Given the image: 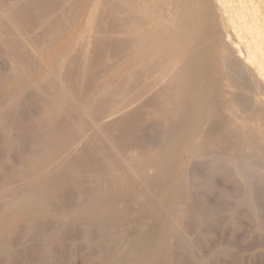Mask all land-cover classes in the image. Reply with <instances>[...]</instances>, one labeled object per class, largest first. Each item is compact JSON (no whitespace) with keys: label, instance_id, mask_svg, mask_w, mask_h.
<instances>
[{"label":"rangeland","instance_id":"374dc122","mask_svg":"<svg viewBox=\"0 0 264 264\" xmlns=\"http://www.w3.org/2000/svg\"><path fill=\"white\" fill-rule=\"evenodd\" d=\"M66 1L0 0V264H264V154L241 141L218 57L199 48L217 86L191 113L193 80L160 84L141 59L140 15L111 0L87 44L91 0Z\"/></svg>","mask_w":264,"mask_h":264},{"label":"bare ground","instance_id":"6f19581e","mask_svg":"<svg viewBox=\"0 0 264 264\" xmlns=\"http://www.w3.org/2000/svg\"><path fill=\"white\" fill-rule=\"evenodd\" d=\"M64 1V0H63ZM68 1V0H67ZM66 1V2H67ZM111 0H91L90 6H89V10H88V15H87V19H86V24L84 26L83 31V36L79 37L82 39L87 38V40L89 41L88 38H92L90 37L92 32L94 31V25L95 28L96 27V19H98L99 15H101V13H99V11H101L102 9L105 11V6H107V3H109ZM111 1V3L109 4H114ZM120 4L122 0H119ZM124 3L128 6L127 8H129L133 13H135L134 15H140V18H136V22L131 24V26L129 25V30L131 33H133L135 35V39L140 42L143 43L142 49H141V53H140V57L142 58H146V59H157V61H159L158 64V83L162 82L166 79L170 80V82H173L176 80H171L172 77L174 76H179V78L181 79H185L187 77H189L190 79L193 80V82L191 81V87L188 90L186 96H190V98L192 99V106H191V113L194 111L195 112H199L201 111L203 108V103L206 100V93H211L213 92V90L215 91L216 86L214 83H212L213 79L211 76V69H209V67H202V65H204V63L206 62L205 59L203 58V56L200 54L201 51L199 52V48L201 47H205L206 48V54H213L216 55V57H218L219 59V68L220 70H222L224 76H225V82L223 81V85L222 88L225 91V97H227L229 100V103H231L232 105V113L234 111V113L238 112L240 114L241 119H239L238 121L241 120V122L243 121V126L246 128H243V132L242 136H241V141H243L242 143L246 145H250V140L251 143L253 142L251 137H255L256 135H254L252 132H254L255 134L258 135V142L255 145V147H253V143L251 144L257 152L258 151H264V0H123ZM73 2V1H72ZM75 2V1H74ZM73 2V4H74ZM71 3V2H68ZM116 3V1H115ZM118 3V1H117ZM116 4L112 5V7L114 6L116 8ZM72 4V5H73ZM108 4V7H109ZM119 4V5H120ZM66 5V4H64ZM69 5V4H68ZM67 5V6H68ZM124 5V4H123ZM124 5V6H126ZM71 6V5H69ZM68 6V7H69ZM112 7L110 9H112ZM72 8V7H69ZM113 8V9H115ZM108 9V8H107ZM109 9V10H110ZM112 9V10H113ZM111 10V12H112ZM127 10V9H126ZM123 11V10H122ZM109 12V11H108ZM115 12V11H113ZM117 13V12H116ZM119 13V12H118ZM122 12H120L119 14H121ZM132 13V14H133ZM137 13V14H136ZM124 14V13H123ZM122 14V15H123ZM127 14V13H126ZM105 15V14H103ZM102 15V16H103ZM108 15V13L106 14ZM110 15V14H109ZM114 15V13H113ZM128 15V14H127ZM115 16V15H114ZM129 16V15H128ZM106 17V16H105ZM124 17V16H123ZM119 18V16H118ZM121 18V16H120ZM125 18V17H124ZM131 18V17H130ZM133 18V17H132ZM103 19V18H100ZM105 19V18H104ZM127 19V18H126ZM134 19V18H133ZM131 20V19H130ZM110 21V20H109ZM118 21V20H117ZM123 21V20H121ZM98 22V21H97ZM100 22V21H99ZM111 22V21H110ZM114 22V21H113ZM130 22V21H129ZM101 23V22H100ZM132 23V21H131ZM128 24V22H127ZM107 25V24H106ZM104 26V24H103ZM122 26V25H121ZM125 28L126 25L124 26ZM36 29V28H34ZM98 31V30H97ZM127 31V30H126ZM127 31V33H128ZM95 33V31H94ZM93 33V34H94ZM103 32H101L102 35ZM1 34V33H0ZM81 34V33H80ZM99 34V32H98ZM96 35V34H95ZM119 35V34H118ZM121 35V33H120ZM80 36V35H79ZM100 36V35H99ZM96 38V37H95ZM26 40V39H25ZM80 40V39H79ZM86 40V41H87ZM102 40V39H101ZM78 41V40H77ZM76 41V42H77ZM87 41V44H88ZM92 41V40H90ZM95 41V40H94ZM75 42V44H77ZM85 42V41H83ZM83 42H81V44H83ZM90 43V42H89ZM92 43V42H91ZM131 43V42H130ZM79 44V43H78ZM80 44V45H81ZM134 44V43H133ZM25 45V44H24ZM31 45V43H30ZM34 45V44H33ZM84 45V44H83ZM82 45V46H83ZM141 45V44H138ZM207 45V47H206ZM29 46V45H28ZM32 46V45H31ZM89 46V45H88ZM87 46V47H88ZM92 46V45H91ZM94 46V45H93ZM131 46V44H130ZM34 47V46H33ZM73 48V46H72ZM82 48V47H81ZM86 48V47H85ZM84 48V51H85ZM139 48V47H138ZM14 49V48H13ZM34 49V48H33ZM77 49V47L73 48V51ZM88 49V48H87ZM86 49V50H87ZM135 49V48H134ZM72 50V49H71ZM198 50V51H197ZM34 51V50H33ZM68 51V50H66ZM79 51V50H78ZM83 51V52H84ZM93 51V50H92ZM91 51V52H92ZM197 51L198 53L194 54L193 53ZM81 52V51H80ZM79 52V53H80ZM71 53V51H70ZM85 53V52H84ZM87 53V52H86ZM192 55H191V54ZM68 52H66L65 54H62L58 57V60L56 61V63L52 66V68L50 69V72L47 73V75H50L51 73L55 74V76L58 73L59 67L61 66L63 59L64 60H68L66 59V57L68 58ZM78 54V53H77ZM91 54V53H90ZM88 54V55H90ZM71 54H69L70 56ZM75 55V54H73ZM71 55V56H73ZM84 55V54H83ZM82 55V56H83ZM81 56V59H82ZM88 57V56H87ZM16 58V57H15ZM73 58V57H72ZM78 58V57H77ZM11 59V58H10ZM86 59V58H85ZM89 59V57L87 58V60ZM13 60V59H12ZM18 60V59H17ZM70 60V59H69ZM68 60V61H69ZM144 60V59H142ZM154 60V61H155ZM81 61V60H80ZM84 61V60H83ZM18 62V61H17ZM65 62V61H64ZM63 62V63H64ZM71 62V61H70ZM61 63V64H60ZM88 63V62H87ZM142 64H144V61L142 62ZM67 64V63H66ZM69 64V63H68ZM86 64V63H85ZM153 64V63H151ZM156 64V63H155ZM156 64V65H157ZM17 66V65H16ZM142 66V65H140ZM149 66V64H148ZM151 66V65H150ZM63 67V66H62ZM68 67V66H67ZM139 67V66H136ZM153 67V66H152ZM183 67H186L187 70L184 71V69L182 70ZM17 68V67H16ZM61 68V67H60ZM142 68V67H141ZM64 69V67H63ZM84 69V68H83ZM115 69V68H114ZM145 69V68H144ZM155 69V68H154ZM61 70V69H60ZM133 70V69H132ZM136 70V69H135ZM134 70V71H135ZM143 70V69H141ZM153 70V68H152ZM133 71V73H134ZM20 72V71H19ZM17 71V73H19ZM61 72V71H60ZM59 72V73H60ZM140 73V71H138ZM148 72V71H147ZM146 72V74H147ZM154 72V71H153ZM157 72V71H155ZM16 73V75H17ZM149 73V72H148ZM20 74V73H19ZM63 74V73H62ZM177 74V75H176ZM46 75V76H47ZM59 75V74H58ZM64 75V74H63ZM124 75V74H123ZM121 75V76H123ZM137 74H134V76ZM12 76V75H11ZM61 76V74H60ZM59 76V77H60ZM150 76V75H149ZM48 77V76H47ZM62 77V76H61ZM137 78L139 76H136ZM145 77V75H144ZM64 78V77H63ZM142 78V76H141ZM151 78V76H150ZM175 78V77H174ZM60 79V78H59ZM130 79V78H129ZM133 79V77L131 78V80ZM47 80V79H46ZM134 80V79H133ZM140 80V79H139ZM148 80V79H147ZM165 81V83H167V81ZM220 80V79H219ZM64 81V80H63ZM138 81V80H137ZM144 81V80H143ZM150 81V80H149ZM153 81V80H152ZM44 82V81H43ZM61 82V81H60ZM124 82V81H123ZM120 82V83H123ZM139 82V81H138ZM148 81H145V83ZM169 82V83H170ZM173 84H176V83ZM45 83V82H44ZM143 84V82H140V84ZM152 83V82H150ZM39 84V82H38ZM41 84V82H40ZM147 84V83H146ZM157 84V82H156ZM161 84V83H160ZM171 84V85H173ZM218 84V83H217ZM65 85V84H64ZM128 85V84H127ZM135 85V84H134ZM145 85V84H144ZM143 85V86H144ZM177 85V84H176ZM175 87L178 89V91L181 89V87L178 88V86H181L180 84H178V86ZM63 86V85H62ZM61 86V87H62ZM68 86V85H67ZM112 86V85H111ZM117 86V85H116ZM122 86V85H121ZM140 86V85H139ZM141 88H144V87ZM146 86V85H145ZM149 86V85H148ZM156 87V85H153V87ZM127 87V86H126ZM129 87V86H128ZM128 87H127V91H128ZM134 87V86H131ZM174 86V90L176 89ZM33 88V87H32ZM109 88V87H108ZM52 89V88H51ZM64 89V88H63ZM66 89V88H65ZM64 89V90H65ZM130 89V88H129ZM135 89V88H134ZM154 89V88H153ZM62 90V89H61ZM63 90V91H64ZM68 90V89H67ZM66 90V92H67ZM139 90V89H137ZM152 90V89H151ZM50 91V90H49ZM115 91V90H113ZM126 91V90H125ZM126 91V92H127ZM176 91V90H175ZM181 91V90H180ZM65 92V91H64ZM124 92V90H123ZM132 92V91H131ZM135 92V91H134ZM137 92V91H136ZM144 92V91H143ZM147 92V91H146ZM152 92V91H151ZM110 91L108 92L109 95ZM113 93V92H112ZM125 93V92H124ZM173 93V92H172ZM176 93V92H174ZM178 93L180 94V92H177L176 94L178 95ZM50 94V93H49ZM66 94V93H65ZM65 94H63V96H65ZM69 94V93H68ZM114 94V93H113ZM129 94V93H128ZM133 94V93H131ZM139 94V93H137ZM146 94V93H145ZM216 94V93H214ZM53 95V93H52ZM67 95V94H66ZM103 95V93H102ZM107 95V94H106ZM127 95V94H126ZM147 95V94H146ZM173 95V94H171ZM184 95V93L182 94ZM212 95V94H211ZM210 95V96H211ZM70 96V95H69ZM99 96V95H98ZM116 96V95H115ZM209 96V95H208ZM216 96V95H215ZM214 96V97H215ZM104 97V95L102 96ZM101 97V98H102ZM112 97V96H111ZM119 97V96H118ZM125 97V96H124ZM130 97V96H129ZM140 97V95H139ZM144 97V96H143ZM174 97V96H173ZM211 97H208V100H210L209 102L211 103V101H213ZM65 98H67L65 96ZM65 98L63 97V99L65 100ZM69 98V97H68ZM67 98V99H68ZM106 98V97H105ZM175 98V97H174ZM178 100L180 98V96L178 95ZM176 98V100H177ZM182 98H184V96H182ZM189 98V97H188ZM211 98V99H209ZM62 99V100H63ZM96 99V98H94ZM93 99V100H94ZM103 99V98H102ZM110 100H112V98H109ZM108 99V100H109ZM124 99V98H123ZM121 99V100H123ZM127 99V98H126ZM135 99V98H134ZM133 99V100H134ZM145 99V98H144ZM187 99V98H186ZM216 98H214L215 100ZM104 100V99H103ZM106 100V99H105ZM132 100V97H131ZM137 100V99H135ZM182 100V99H181ZM185 99H183L184 101ZM189 102V99H187ZM67 101V100H66ZM95 101V100H94ZM98 100H96L95 102H97ZM113 101V100H112ZM116 101V100H115ZM126 101V100H124ZM130 101V100H129ZM139 101V100H138ZM137 101V102H138ZM186 101V100H185ZM65 101H63L64 103ZM105 102L102 101L101 104ZM108 103L110 101H107ZM135 102V101H134ZM182 102V101H181ZM209 102L207 103V109L209 108V106L211 105L212 108L213 105L209 104ZM214 102V101H213ZM217 103V101H215ZM69 104L71 102H68ZM117 103V102H116ZM124 102H122L123 104ZM128 103V102H126ZM94 104V103H92ZM96 104V103H95ZM94 104V105H95ZM99 104V103H98ZM131 104V102L129 103ZM128 104V105H129ZM214 104V103H213ZM219 104V103H218ZM63 105V104H62ZM71 105V104H70ZM69 105V106H70ZM88 105V104H87ZM91 105V104H90ZM93 105V106H94ZM103 105V104H102ZM108 105V104H107ZM104 104V106H107ZM112 105V103H111ZM118 105V103H117ZM116 105V109L118 107H120L121 110H116L117 114H119L118 111L122 112L123 111V106H118ZM121 105V104H120ZM125 105V104H124ZM127 105V106H128ZM186 104H184V108L187 106H185ZM202 105V106H201ZM206 104H204L205 107ZM215 105V104H214ZM217 105V104H216ZM68 106V105H67ZM110 106V104H109ZM115 106V104H114ZM210 106V107H211ZM225 106V105H223ZM61 107V106H60ZM72 107V106H70ZM95 107V106H94ZM122 107V108H121ZM132 107V106H131ZM182 107V106H181ZM231 107V106H228ZM227 107V108H228ZM68 108V107H67ZM91 108V107H89ZM96 108V107H95ZM100 108V106H99ZM113 108V107H112ZM128 109H130L129 107H127ZM133 108V107H132ZM209 108V109H212ZM218 108V107H217ZM215 108V110L217 109ZM64 109V108H63ZM103 109V108H102ZM114 109V108H113ZM126 108H124L125 110ZM186 109V108H185ZM206 109V108H204ZM208 109V111H209ZM219 109V108H218ZM217 109V110H218ZM231 110V108H228V110ZM98 110V109H96ZM104 110V109H103ZM132 110V109H131ZM237 110V111H236ZM176 111V110H175ZM181 111H184L181 109ZM187 111V110H186ZM185 111V112H186ZM204 111V110H202ZM207 111V110H206ZM213 111V110H210ZM62 112V111H61ZM60 112V113H61ZM65 112V111H64ZM111 115L114 112L113 110L110 111ZM180 112V110H179ZM183 112V114L185 113ZM217 112V111H216ZM228 112V111H227ZM231 112V111H229ZM95 113V112H94ZM93 113V114H94ZM104 113V112H103ZM178 113V112H176ZM182 113V112H180ZM187 113V112H186ZM185 113V114H186ZM205 114V112H203ZM212 113V112H211ZM233 115H235L237 117V114L235 113ZM92 114V115H93ZM97 115V113H95ZM94 114V115H95ZM108 114V113H107ZM110 114V113H109ZM108 114V116H110ZM115 114V112H114ZM110 116L109 118L112 117L111 120H113V116ZM123 114V113H122ZM125 114V111H124ZM188 114V113H187ZM199 113H197L198 115ZM219 114V113H218ZM217 114V115H218ZM221 114V113H220ZM238 114V116H239ZM100 115V114H99ZM196 115V114H195ZM201 115H203L201 113ZM215 115V114H214ZM229 115V114H228ZM231 115V114H230ZM101 116V115H100ZM116 116V114H115ZM192 116V114H191ZM199 116V115H198ZM234 116V117H235ZM94 117V116H93ZM92 117V118H93ZM105 117L107 118V116L105 115ZM117 117V116H116ZM196 117V116H195ZM206 118H209L211 116H207L205 115ZM226 117V116H225ZM235 117V119H236ZM97 118V117H96ZM105 118V119H106ZM189 118V117H188ZM197 118V117H196ZM202 118L199 116V118L196 120V129L198 127V124H201L197 121H204L202 120ZM205 118V121H206ZM213 118V117H212ZM211 118V120H212ZM230 118V116H229ZM238 118V117H237ZM98 119V118H97ZM102 119V118H101ZM227 119V118H226ZM96 120V119H95ZM186 120V119H185ZM215 120V118H214ZM213 120V121H214ZM223 122V119H221ZM225 120V118H224ZM228 120V119H227ZM234 120V119H232ZM97 121V120H96ZM95 121V122H96ZM189 121V120H188ZM210 121V120H209ZM212 121V122H213ZM226 121V120H225ZM224 121V122H225ZM230 121V120H229ZM228 121V122H229ZM92 122V121H91ZM94 122V121H93ZM107 122V121H106ZM105 122V123H106ZM187 122V121H186ZM218 122V121H217ZM220 122V121H219ZM233 122V121H231ZM235 122V121H234ZM233 122V123H234ZM110 123V122H109ZM99 124V123H98ZM208 124V122H207ZM227 124V123H225ZM240 124V122H239ZM95 125V123H94ZM228 125V124H227ZM100 126V124H99ZM183 126V125H182ZM206 126V125H205ZM236 126V125H235ZM240 126V125H239ZM95 127V126H93ZM97 127V126H96ZM201 127V125H200ZM238 127V126H237ZM241 127V126H240ZM241 128V129H242ZM251 128V129H250ZM89 129V128H88ZM91 129V128H90ZM89 129V130H90ZM203 129V128H201ZM211 129V128H210ZM228 129V128H227ZM240 129V128H238ZM226 130V129H225ZM79 131V130H78ZM84 131V129H83ZM87 131V130H86ZM184 131V130H183ZM230 131V128H229ZM233 131V129H232ZM248 132L251 134H245V132ZM193 132V131H192ZM206 132V130L204 131ZM203 132V134H204ZM77 133V132H76ZM80 133V132H79ZM194 133V132H193ZM213 133V131H212ZM229 133V132H228ZM237 133V132H236ZM235 133V134H236ZM73 134V133H72ZM197 134H202L199 133L197 131ZM210 134V133H207ZM230 134V133H229ZM206 135V134H205ZM223 135V134H222ZM227 135V133H226ZM254 135V136H253ZM72 136V135H71ZM76 136V135H75ZM199 136V135H198ZM221 136V135H220ZM237 136V135H236ZM74 137V135L72 136ZM78 137V136H77ZM194 141L199 139L196 137V135H194ZM80 138V137H79ZM78 139V138H77ZM224 138L222 137V140ZM226 139V138H225ZM237 139V138H236ZM254 139V138H253ZM207 140V139H206ZM220 140V138H219ZM72 141V140H71ZM80 141V140H79ZM218 141V140H217ZM75 142V141H74ZM199 142V141H198ZM216 142V141H215ZM228 142V141H227ZM255 142V141H254ZM77 143V142H76ZM81 143V141H80ZM211 143V142H210ZM222 143V142H221ZM238 143V142H236ZM235 143V144H236ZM241 143V142H240ZM241 143V144H242ZM54 144V142H53ZM57 144V143H56ZM56 144H54L56 146ZM68 146H71L72 144L74 145V143H72L70 145V143H68ZM78 144V143H77ZM203 144V143H202ZM201 144V145H202ZM206 144V143H205ZM204 144V145H205ZM214 144V143H213ZM229 144V143H228ZM66 145V144H65ZM203 145V146H204ZM211 145V144H210ZM50 146V144H49ZM54 146V147H55ZM77 146V145H76ZM191 146V145H190ZM195 146V145H194ZM233 145H231L232 147ZM234 145V149H235ZM244 146V145H241ZM60 147V145H59ZM75 147V146H74ZM72 147V151L73 148ZM79 147V146H78ZM193 147V146H192ZM199 147V146H198ZM250 147V149L252 150V148ZM63 148V147H62ZM195 149L197 148L194 147ZM206 148H208L206 146ZM193 149V148H192ZM199 149V148H198ZM217 149V148H215ZM249 149V148H248ZM249 149V150H250ZM253 149V150H254ZM200 150V149H199ZM202 150V149H201ZM200 150V151H201ZM213 150V149H212ZM238 150V149H237ZM248 150V151H249ZM250 150V151H251ZM254 150V151H255ZM64 151V149H63ZM67 151V150H66ZM217 151V150H216ZM226 151V150H225ZM236 151V150H235ZM240 151V150H239ZM253 151V152H254ZM261 151L262 154H264ZM198 152V151H197ZM196 152V153H197ZM207 152V151H205ZM215 151H213L214 154ZM219 152V151H217ZM252 152V151H251ZM252 152V153H253ZM50 153V152H49ZM72 153V152H71ZM194 153V151L192 152ZM259 153V152H258ZM63 154V153H62ZM204 154V153H202ZM201 154V155H202ZM229 154V153H227ZM45 155V153H44ZM49 155V154H48ZM65 155V154H64ZM207 154L205 153V156ZM209 155V154H208ZM217 155V154H214ZM255 155V154H254ZM46 156V155H45ZM67 156V155H66ZM196 156V155H195ZM248 156V155H247ZM47 157V156H46ZM193 157V156H192ZM201 157V156H200ZM51 158V157H50ZM173 158V157H172ZM195 158V157H194ZM263 158V157H262ZM192 159V158H191ZM200 159V158H199ZM234 159V158H232ZM246 159V158H245ZM250 159V158H249ZM198 160V159H197ZM255 160V158H254ZM53 161V159H52ZM58 161V160H57ZM194 161V160H193ZM203 161V159H202ZM232 161V160H231ZM234 161V160H233ZM248 161V160H246ZM200 162V161H199ZM236 162V161H235ZM54 163V162H53ZM197 163V161L195 162ZM233 163V162H232ZM237 163V162H236ZM262 163V162H260ZM194 164V163H193ZM235 164V163H234ZM50 165V164H49ZM237 165V164H236ZM35 166V165H34ZM58 166V165H56ZM254 167V166H253ZM47 168V167H46ZM255 168V167H254ZM257 168V167H256ZM40 169V168H38ZM163 169V168H162ZM237 169V168H236ZM258 169V168H257ZM262 169V167H261ZM239 170V169H238ZM49 171V170H47ZM46 171V172H47ZM164 171H166V169H164ZM248 171V170H247ZM263 171V170H262ZM38 172V171H37ZM237 172V171H236ZM240 172V171H239ZM238 172V173H239ZM257 172V171H256ZM237 173V174H238ZM28 174V173H27ZM40 174V173H39ZM162 174V173H161ZM240 174V173H239ZM24 175V173H23ZM264 175V173H263ZM25 176V175H24ZM29 176V174L27 175ZM159 177V176H158ZM26 178V177H24ZM240 178V177H239ZM28 179V178H27ZM26 179V180H27ZM25 181V180H24ZM16 182V181H15ZM19 182V181H18ZM25 183V182H24ZM4 184V183H3ZM1 185V184H0ZM21 185V184H20ZM19 185V186H20ZM4 186V185H3ZM16 186V185H15ZM1 187V186H0ZM11 188V187H10ZM17 188V186H16ZM19 188V187H18ZM1 189V188H0ZM12 189V188H11ZM8 190V188L6 189ZM14 190V189H12ZM17 190V189H16ZM3 191V190H2ZM9 191V190H8ZM14 192V191H13ZM1 193V192H0ZM5 194V192H3ZM2 193V194H3ZM21 193V192H20ZM25 194V193H24ZM23 194V195H24ZM32 194V193H31ZM1 195V194H0ZM20 195V194H19ZM27 195V194H25ZM30 195V194H29ZM21 196V195H20ZM19 196V197H20ZM31 196V195H30ZM29 196V197H30ZM4 197V196H3ZM10 198V197H9ZM10 200V199H9ZM12 200V199H11ZM8 201V200H7ZM13 201V200H12ZM35 201V200H34ZM16 202V201H15ZM8 203V202H7ZM28 203V202H27ZM91 206V205H90ZM93 207V206H92ZM96 208V207H95ZM91 209V207L89 208ZM89 211V210H88ZM81 212V211H80ZM83 212V211H82ZM93 212V211H91ZM85 213V212H84ZM173 218V217H172ZM172 223V222H171ZM1 240V239H0ZM147 262V261H146ZM116 264V263H115ZM118 264V263H117Z\"/></svg>","mask_w":264,"mask_h":264}]
</instances>
